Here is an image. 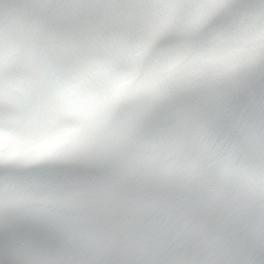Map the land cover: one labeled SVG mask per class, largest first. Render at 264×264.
Wrapping results in <instances>:
<instances>
[{
	"label": "snow or ice",
	"instance_id": "obj_1",
	"mask_svg": "<svg viewBox=\"0 0 264 264\" xmlns=\"http://www.w3.org/2000/svg\"><path fill=\"white\" fill-rule=\"evenodd\" d=\"M0 264H264V0H0Z\"/></svg>",
	"mask_w": 264,
	"mask_h": 264
}]
</instances>
